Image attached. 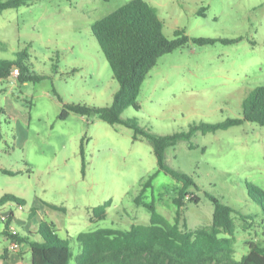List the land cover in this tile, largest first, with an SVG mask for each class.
<instances>
[{
  "label": "rangeland",
  "instance_id": "374dc122",
  "mask_svg": "<svg viewBox=\"0 0 264 264\" xmlns=\"http://www.w3.org/2000/svg\"><path fill=\"white\" fill-rule=\"evenodd\" d=\"M130 1L28 0L20 9L0 13V59L21 54L32 73L45 77L21 83L12 73L0 81V198L10 194L25 200V206L14 207L19 229L27 228L31 211L38 223L42 218L55 224L63 239L150 224L151 214L135 199L158 171L151 143L135 141L132 129L97 116L70 113L60 119L66 104H112L119 84L91 26ZM143 1L156 10L167 37L183 31L214 43L190 42L161 57L142 86L140 109H127L123 120L165 136L242 117L249 93L264 87V0ZM166 163L193 177L198 189L188 193L199 203L188 196L179 211L174 199L182 185L164 173L144 202H154L160 214L171 223L179 220L187 231L212 225L208 195L244 216H256L251 224L233 215L235 259L241 260L260 237L264 220L246 189V183L264 189V127L245 123L196 132L167 150ZM107 202L106 218L93 221V210ZM70 247L75 256L80 253L75 241Z\"/></svg>",
  "mask_w": 264,
  "mask_h": 264
},
{
  "label": "trees",
  "instance_id": "16d2710c",
  "mask_svg": "<svg viewBox=\"0 0 264 264\" xmlns=\"http://www.w3.org/2000/svg\"><path fill=\"white\" fill-rule=\"evenodd\" d=\"M27 2L28 0H0V13L20 9L27 5ZM91 30L112 69L113 78L119 84L118 90L114 94L112 104L107 107L66 104L60 119L66 120L70 113L87 118L97 116L111 126L122 124L132 129L135 141L145 139L151 143L158 171L146 181L135 199L136 205L143 206L151 214L150 224L135 225L127 231L98 229L81 233L76 238L63 239L58 235L55 224L42 221L38 231L41 241H38L20 233L16 236L10 234L8 227L13 224L12 213L6 224L0 219V238L6 237L10 242L28 244L32 264H71L73 259L75 264H264V220L259 225L260 237L257 236V241L250 243L247 255L241 260H236V228L233 215L237 214L244 221H251V224L255 223L256 216H244L231 206L208 195L214 204L212 225L196 231H187L181 228L179 220L171 223L160 214L154 202H144L145 194L152 189L154 180L164 173L182 185L178 197L174 199L179 211L185 206L188 196L192 197L190 202L198 204L200 199L193 193H188L191 188L198 189L197 183L190 175L168 166L167 150L181 141H190L199 131L203 134L216 133L245 123L264 127V87H257L249 93L242 104L243 112L240 118H229L218 124L192 125L189 132L157 135L140 127L136 120H123V113L129 108L140 109L138 98L142 86L161 57L190 42L201 46L214 42L203 38L191 39L183 31H176L172 39L167 37L164 23L156 10L143 0H131L95 22ZM15 68L19 70L18 80L21 83L45 79L32 73L26 60L21 54H17L14 60L0 59V81L10 79ZM83 153L82 146L81 154ZM4 173L16 175L10 171ZM246 189L249 198L264 214V189L251 183H246ZM7 204L23 207L26 202L7 194L0 199V208ZM110 204L107 202L95 208L92 220H104ZM48 207L60 209L51 205ZM71 241H75L80 247V253L76 256L71 250Z\"/></svg>",
  "mask_w": 264,
  "mask_h": 264
},
{
  "label": "crops",
  "instance_id": "0c3cea01",
  "mask_svg": "<svg viewBox=\"0 0 264 264\" xmlns=\"http://www.w3.org/2000/svg\"><path fill=\"white\" fill-rule=\"evenodd\" d=\"M3 197V196H2ZM1 197V198H2ZM0 198V199H1ZM3 210L12 211L14 214L13 224L17 228L22 236H30L31 239L41 241V237L38 235L39 225L42 221H45L41 218V222L38 223L35 218L34 212L31 211L28 221L27 228L22 227L19 229L17 223L21 222V218L16 217L14 212V206L12 204H7L2 207ZM35 229V230H34ZM10 241L6 237L0 238V264H32L31 263V249L28 244H20L19 250H12L10 248Z\"/></svg>",
  "mask_w": 264,
  "mask_h": 264
},
{
  "label": "built area",
  "instance_id": "2783aa9c",
  "mask_svg": "<svg viewBox=\"0 0 264 264\" xmlns=\"http://www.w3.org/2000/svg\"><path fill=\"white\" fill-rule=\"evenodd\" d=\"M13 74L14 75H19V70L17 68H15L13 70ZM12 215V212L11 211H6V210H3L2 208H0V219L2 220L3 223H8V220L10 219ZM9 232L12 236H16L18 235L19 231L17 230V228L14 226V224L12 225H9ZM10 248L12 250H19L20 249V244H18L17 242H11L10 243Z\"/></svg>",
  "mask_w": 264,
  "mask_h": 264
}]
</instances>
